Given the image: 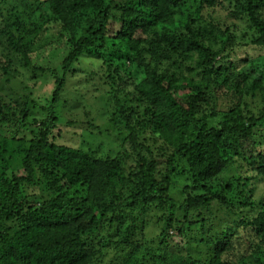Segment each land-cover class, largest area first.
Masks as SVG:
<instances>
[{
	"label": "trees",
	"instance_id": "16d2710c",
	"mask_svg": "<svg viewBox=\"0 0 264 264\" xmlns=\"http://www.w3.org/2000/svg\"><path fill=\"white\" fill-rule=\"evenodd\" d=\"M263 10L264 0H0V124L23 123L37 99L26 87L4 95L16 61L35 76L48 72L32 61L39 50H65L42 137H0L14 170L0 184V225L14 223L0 227V264H114L121 253L129 258L117 264H165L170 253L175 262L182 253L178 264H264V197L245 174L264 178ZM42 38L50 40L41 46ZM86 57L101 61L90 76L98 72L111 118L132 130L134 144L146 133L160 142L167 161L159 172L147 158L129 168L119 147L98 155L51 137L67 76ZM181 173L189 181L178 206ZM24 191L45 198L30 204ZM228 192H237L238 209ZM214 201L233 216L221 229L213 218L194 220ZM153 210L167 225L163 249L174 227L206 253L178 244L161 253L147 239Z\"/></svg>",
	"mask_w": 264,
	"mask_h": 264
},
{
	"label": "rangeland",
	"instance_id": "374dc122",
	"mask_svg": "<svg viewBox=\"0 0 264 264\" xmlns=\"http://www.w3.org/2000/svg\"><path fill=\"white\" fill-rule=\"evenodd\" d=\"M262 17L264 18V10L262 12ZM41 40L42 43L40 45L42 46L46 44L45 41L50 40V38H42ZM58 42H61V39H58ZM55 45L56 44L53 45L52 49L47 51L44 49L39 50L37 52L38 55L35 54L34 57H32V61L44 67L48 71L47 73L38 72L37 75L33 76L29 69L17 61L12 66L10 75H8L10 83L6 84L2 90L5 93L4 95L9 98L10 96H15V93L21 94L24 89L23 87H26L34 92L37 99L30 102L27 108L28 117L23 123L19 122L13 128L6 126L5 123L0 124V137H2V135L7 136L8 134L16 133L17 136L30 142L42 137L45 130L43 123L53 120L48 108L44 106V103L49 98L50 90L53 85V79L51 77L56 74L62 76L63 69L61 61L62 53L65 51L63 50L64 48L54 49ZM186 56L187 54L180 58H187ZM190 63L194 64L193 61ZM99 68H101L100 60L93 57H86L83 59L82 63L76 67L78 71H71L67 76L66 89L63 92L61 101L55 106V111L53 112L54 117L57 118L53 122L55 123V128L51 132V137L54 136L57 143L66 144L71 147H79L80 145L82 147L83 144L87 150L90 149L91 151L92 149L97 152L98 155H105V153L110 152V145L114 148L119 147L121 153L124 154L121 158L123 157L127 160L129 168H135L137 161L147 158L148 160H155V165L156 167L158 166L157 172H159L158 169H163L167 161V154H162V151L159 150L160 142H155V137L147 133L139 136V144H134L130 138L132 130L127 125L119 123L117 119L113 120V118H111L113 104L108 103V101H110L109 97L104 93L102 94V100L98 97V72L94 76H90L91 70L98 71ZM93 77L94 80L92 81ZM120 97L124 99L121 95ZM135 105L136 104H134V106ZM91 131H93L95 135L90 133ZM91 134L93 137H90ZM3 161V157L0 156V184L7 179H12L14 175V170L8 163H3ZM245 174L255 177L252 180L253 185L256 187L255 197H264V178H256L257 174L254 170L246 171ZM188 179V174L181 173L174 181L172 197L178 206L184 202L186 197L185 189L189 181ZM23 193L24 197L30 201L29 203L34 205H39L44 197L43 195H34L26 191ZM234 194L231 192L227 193L228 198L233 201L232 205L236 210L238 209L237 192H234ZM203 209L204 210L199 212V214L193 213L195 216L194 220H200L202 217L209 218L210 220L213 218V224H216L215 227L217 229H221L222 226L229 222L230 217H233L232 214L228 213L226 208L219 206L216 201L213 202L212 209H209L210 211L207 205ZM259 211H261V209H259ZM201 213L202 216H200ZM183 215L184 212L178 209L175 217H182ZM237 215L238 217H242L239 210H237ZM148 219L147 239L153 243L152 245L158 246L161 253L164 251L170 253L172 246L175 244L180 245L183 249H188L192 253H194V249H196L198 255L202 254L203 256L206 253L204 244L185 237L174 227L169 231L171 235L170 240L173 244L168 249H163L167 244H161V232L163 229H166L167 225L161 220L160 214L155 210L151 212V217ZM186 221H189V216ZM170 225L172 224L170 223ZM7 226H14V223L8 221L4 223V227L0 225L4 231V228ZM196 227L197 226L192 229ZM168 230L167 227V231ZM195 231L196 230H190L188 236L193 237ZM196 233H198V231ZM170 254L171 257H167L166 260H168V263L165 264H178L181 262L179 259H183L182 253H180L178 256L179 258H177L175 262L172 253ZM118 258L120 260L116 261L114 264L121 263V260L126 261L129 255L121 253L118 254Z\"/></svg>",
	"mask_w": 264,
	"mask_h": 264
}]
</instances>
